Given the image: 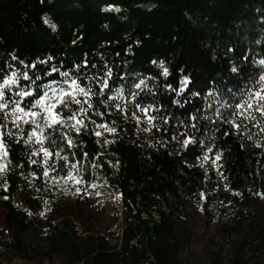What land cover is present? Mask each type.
Returning a JSON list of instances; mask_svg holds the SVG:
<instances>
[{"label":"trees","instance_id":"16d2710c","mask_svg":"<svg viewBox=\"0 0 264 264\" xmlns=\"http://www.w3.org/2000/svg\"><path fill=\"white\" fill-rule=\"evenodd\" d=\"M261 61L264 0H0V83L17 80L7 97L32 91L28 108L46 85L73 79L96 93L79 133L45 129L47 163L24 142L29 125L0 121L12 133L1 135L0 264H200L182 256L196 215L219 229L208 264L225 246L228 264H264V118L243 125L252 144L233 126L235 105L264 86ZM137 104L152 117L146 141ZM93 187L118 194L116 246L87 200Z\"/></svg>","mask_w":264,"mask_h":264},{"label":"snow or ice","instance_id":"6c2138e0","mask_svg":"<svg viewBox=\"0 0 264 264\" xmlns=\"http://www.w3.org/2000/svg\"><path fill=\"white\" fill-rule=\"evenodd\" d=\"M118 11V9H116ZM47 22V21H45ZM51 59V58H49ZM264 64V61H261ZM56 71V69H53ZM233 72H236L235 67L232 68ZM164 74L167 75V69H165ZM63 76L68 77V73H62ZM23 79L28 80L29 77L27 73L23 75ZM39 79V77H37ZM260 81L264 82V75L260 76ZM17 83L16 79L13 78H3L2 83H0V121H6L9 117H12L11 123L23 132L22 125H29L31 131L27 133V139L25 143H34L39 144L40 148L32 153L36 155L37 152L43 153L45 157V163H47V158L52 156L53 153L49 151L48 148L44 147L45 140L49 139V136L45 134V129H54L59 127H64L71 130H75L77 133L81 128L85 127L83 119H77L79 113H87L89 109L93 108V104L90 102L91 96L95 95L91 88L81 87L75 79L71 80L69 83L68 80H65L64 83L68 84V89L63 87L55 88L49 85L45 87L48 88V91L43 92V95L38 99H35L34 102L30 104L28 108H25L21 105V101L25 98L33 96L32 91L21 89L16 92L15 95L19 97L18 100H12L10 97H7V93L11 90V86ZM53 83H56L53 81ZM184 85L187 86L188 81L185 79L183 81ZM143 84V81H141ZM109 87L108 81L105 80L102 83V86L99 89V94L104 95V90ZM137 88L140 87V84L136 85ZM70 89V90H69ZM183 91V89H181ZM51 93V95H49ZM77 96L86 97V99L81 100L77 99ZM109 100L113 99L108 97ZM78 105V110H71V115H68L67 118L61 116V112L64 108H69L70 105ZM87 105V107H84ZM137 108H140V105L137 104ZM236 112L234 115L242 116L244 119H250L255 121L256 117L252 115V112L255 111L264 118V87L260 90L251 92L249 98L244 100L242 103H237L235 105ZM39 109V111H37ZM141 111L147 113L148 109L140 108ZM195 119V117H193ZM152 117H149L151 120ZM42 121V123H41ZM69 121L73 123H69ZM228 123H233L228 121ZM234 127L239 128V124H233ZM8 125L6 123H0V128L7 129ZM98 127L104 128L106 131L114 132V128H108L107 125H98ZM101 133L97 132L96 135L99 136ZM0 135H12L11 132H6ZM62 139H66L69 146H72L73 141L67 135H63ZM55 140L51 141V145L55 146ZM189 141H185L187 145ZM211 151V149H209ZM7 145L3 139H0V174H2L7 165L3 161L8 157ZM55 155H60L58 152ZM66 159V157H62ZM207 160L208 157L206 156ZM220 156H216V160H219ZM32 164H36L37 161L32 160ZM215 163V161H213ZM75 168V165H72ZM44 175H48V170L45 169ZM74 179L73 177H69ZM77 183L82 181L77 180ZM7 197H5L6 199Z\"/></svg>","mask_w":264,"mask_h":264},{"label":"rangeland","instance_id":"374dc122","mask_svg":"<svg viewBox=\"0 0 264 264\" xmlns=\"http://www.w3.org/2000/svg\"><path fill=\"white\" fill-rule=\"evenodd\" d=\"M264 87V86H262ZM260 87L258 90H260ZM257 90V91H258ZM257 119L255 111L252 112ZM149 114L136 109L135 118L137 124L140 126L139 135L143 141L148 140L151 137L152 131V121L149 120ZM237 124L240 125L239 128L235 127L239 133L243 142L252 144L253 140L248 132L244 129L243 125H248L256 122L250 119H244L242 116L236 115ZM1 139V135H0ZM208 160V159H207ZM87 194V200L92 207L93 214L96 218V222L100 231L107 234L112 227L116 225V203L115 200L111 201L107 196L100 193L98 188H92L90 191L85 192ZM259 206L261 212L264 216V200H259ZM220 241V234L217 225L207 222L201 215H196L194 218V223L191 227V241L190 246L185 248L182 252V256L195 260L200 264H208L209 252L216 251L218 249V244ZM191 255V257H189ZM246 254L245 257H247ZM229 257L228 247L225 246L220 253L221 262L219 264H228L227 259Z\"/></svg>","mask_w":264,"mask_h":264},{"label":"built area","instance_id":"2783aa9c","mask_svg":"<svg viewBox=\"0 0 264 264\" xmlns=\"http://www.w3.org/2000/svg\"><path fill=\"white\" fill-rule=\"evenodd\" d=\"M118 194L115 195V203H118ZM153 217L156 218L157 216L155 214H153ZM121 221L118 219L116 221V225L114 227L111 228V232H113V236H107L106 235V239L109 242L110 246H116L119 243L120 240V236H121ZM0 251H2L1 247H0Z\"/></svg>","mask_w":264,"mask_h":264}]
</instances>
